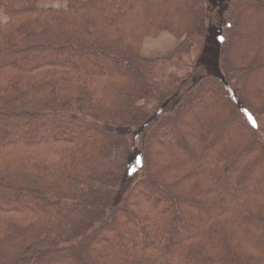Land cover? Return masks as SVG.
Listing matches in <instances>:
<instances>
[{
	"label": "trees",
	"instance_id": "trees-1",
	"mask_svg": "<svg viewBox=\"0 0 264 264\" xmlns=\"http://www.w3.org/2000/svg\"><path fill=\"white\" fill-rule=\"evenodd\" d=\"M225 2L178 93L141 40L210 0H0V264H264V0Z\"/></svg>",
	"mask_w": 264,
	"mask_h": 264
},
{
	"label": "rangeland",
	"instance_id": "rangeland-1",
	"mask_svg": "<svg viewBox=\"0 0 264 264\" xmlns=\"http://www.w3.org/2000/svg\"><path fill=\"white\" fill-rule=\"evenodd\" d=\"M225 1L210 0V9L207 13V25L209 28L205 37L195 35L191 39L182 41L181 45L172 35L170 36L175 40L171 42L167 38L168 32L166 31L159 32L158 36L150 35L143 37L139 53L143 58L146 57L145 59L150 63L148 67L151 69L152 79L177 82L179 84L177 92L180 93L183 89L189 87L194 82L193 80L200 82V79L206 76L205 79L209 81L210 75L221 74L219 39L222 26L219 20L220 13L226 6ZM65 5L64 2L59 1H40L38 3L39 8H60L65 7ZM1 19L4 20L3 17ZM173 43H175V47L172 46ZM177 46L179 47L176 48ZM165 50L168 51L165 52ZM208 96H205L206 99ZM207 100L194 105L193 109L189 111V115L197 117L200 108L209 104ZM228 111L230 112V110ZM171 127L173 129H171V132L175 133V125ZM132 155V163H135L138 150L136 149Z\"/></svg>",
	"mask_w": 264,
	"mask_h": 264
},
{
	"label": "crops",
	"instance_id": "crops-1",
	"mask_svg": "<svg viewBox=\"0 0 264 264\" xmlns=\"http://www.w3.org/2000/svg\"><path fill=\"white\" fill-rule=\"evenodd\" d=\"M167 38H169V39L171 40V42H173V41L175 40V39H173V38H172L170 35H168V34H167ZM174 44H175V43L172 44L173 47L176 46V45L174 46ZM172 46H171V47H172ZM171 47H170V49H171ZM173 47H172V48H173ZM170 49H168V50H170ZM168 50H167V51H168ZM171 50H172V49H171ZM167 51L165 50V52H167ZM143 56H144V55H143ZM144 57H145V56H144ZM145 58H146V57H145Z\"/></svg>",
	"mask_w": 264,
	"mask_h": 264
}]
</instances>
